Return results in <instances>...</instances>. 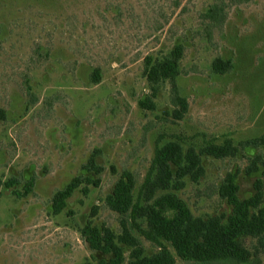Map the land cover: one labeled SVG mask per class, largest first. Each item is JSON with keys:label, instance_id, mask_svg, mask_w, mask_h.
I'll list each match as a JSON object with an SVG mask.
<instances>
[{"label": "rangeland", "instance_id": "rangeland-1", "mask_svg": "<svg viewBox=\"0 0 264 264\" xmlns=\"http://www.w3.org/2000/svg\"><path fill=\"white\" fill-rule=\"evenodd\" d=\"M216 1L0 0V264H100L108 256L92 251L81 231L92 221L123 234L122 217L106 204L123 172L134 175L136 197L157 146L241 147L264 138V0H224L228 20L209 35L202 15ZM178 44L185 54L177 85L189 104L181 120L171 85L160 84L152 98L144 73L146 57L163 58ZM218 57L231 59L233 70L213 73ZM147 97L154 110L140 105ZM93 152L104 168L100 186L78 190L55 214L58 190L81 174L96 178L82 169ZM257 155L264 161V143L235 158L204 156V178L187 180L179 196L197 217L228 216L219 185L239 171V197L254 196L264 166L246 169ZM34 175L33 192L18 198ZM127 229L146 255L157 253L136 227ZM166 244L176 264H201ZM247 264H264V252Z\"/></svg>", "mask_w": 264, "mask_h": 264}, {"label": "trees", "instance_id": "trees-1", "mask_svg": "<svg viewBox=\"0 0 264 264\" xmlns=\"http://www.w3.org/2000/svg\"><path fill=\"white\" fill-rule=\"evenodd\" d=\"M252 0H240L249 3ZM228 4L224 0H217L202 15L206 22V31L221 29L228 20ZM185 47L176 45L163 58L148 56L145 58L144 73L153 91L152 98L156 97V89L160 84L171 85L172 101L175 109L173 116L181 120L188 113L189 104L178 88L177 80L181 74V62L184 58ZM234 63L231 59L224 60L218 57L212 64L215 74L224 75L231 72ZM101 71L95 69L92 82L98 84L101 80ZM151 97L140 100V105L150 110L155 109ZM3 116V111L0 110ZM264 143V138H255L242 143L241 147L231 140L222 144L209 143L200 150L194 147L184 148L178 142H167L157 146L151 163L150 172L145 177L138 195L135 197L136 179L129 172H123L115 185L113 193L106 198L107 206L122 217L124 232L119 237L108 227H98L88 221L82 229V236L92 251L108 256V260L100 264H176V258L170 248L187 260L201 264L225 263L247 264L254 257L264 252V182L257 179L256 193L252 197H239L237 172H229L218 188L219 196L231 206L228 216L197 217L189 205L179 196L184 190L187 180L199 183L206 171L203 157H212L225 160L237 157L242 148L251 149ZM264 166L260 156L250 160L246 169L249 175L257 174ZM83 171L92 173L96 178L79 175L58 190L52 199L55 214L67 207L68 200L78 191L89 194V187L100 186V176L104 168L97 162V154L93 152ZM1 183V181H0ZM36 176H32L24 185L23 192H15L18 198L28 196L33 192ZM10 188L13 181L5 182ZM95 211H97L95 209ZM136 227L146 240L154 244L158 251L154 255H146L145 249L129 233L128 225ZM256 241L253 248L246 245V240ZM131 248L129 254L120 245Z\"/></svg>", "mask_w": 264, "mask_h": 264}]
</instances>
